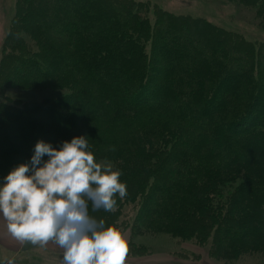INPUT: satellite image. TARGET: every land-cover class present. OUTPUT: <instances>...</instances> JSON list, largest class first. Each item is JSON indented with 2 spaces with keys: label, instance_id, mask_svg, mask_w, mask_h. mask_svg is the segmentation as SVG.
<instances>
[{
  "label": "trees",
  "instance_id": "16d2710c",
  "mask_svg": "<svg viewBox=\"0 0 264 264\" xmlns=\"http://www.w3.org/2000/svg\"><path fill=\"white\" fill-rule=\"evenodd\" d=\"M249 1L256 19L264 17V0ZM94 6L103 9L92 14ZM177 36L194 39L191 55L174 51ZM8 38L0 179L30 160L41 137L57 146L86 134L99 157L140 133L158 146L175 140L159 164L122 153L126 196L110 212L90 213L123 229V207L133 202L134 230L196 240L224 262L264 257V39L141 0H15ZM155 65L159 90L150 83ZM100 74L128 83L111 90ZM10 88L68 93L35 104L3 96ZM241 98L243 117L233 112ZM230 184L235 193L221 204Z\"/></svg>",
  "mask_w": 264,
  "mask_h": 264
},
{
  "label": "clouds",
  "instance_id": "9594fccd",
  "mask_svg": "<svg viewBox=\"0 0 264 264\" xmlns=\"http://www.w3.org/2000/svg\"><path fill=\"white\" fill-rule=\"evenodd\" d=\"M89 140L86 134L57 146L38 140L30 160L0 179V217L16 240L62 249L59 264H125L123 230L89 209L113 210L126 182L110 162L95 158Z\"/></svg>",
  "mask_w": 264,
  "mask_h": 264
},
{
  "label": "rangeland",
  "instance_id": "374dc122",
  "mask_svg": "<svg viewBox=\"0 0 264 264\" xmlns=\"http://www.w3.org/2000/svg\"><path fill=\"white\" fill-rule=\"evenodd\" d=\"M14 1L15 0H0V60L4 53L6 54L11 50L10 46L13 44L12 38L10 40L8 37ZM141 1L149 2L152 5H160L164 10L170 12L190 14L195 17H205L228 30L240 32L250 40L264 39V17H261L259 20L256 19L254 12L256 7L253 6V3L249 0ZM94 9L95 10L91 11L92 14L101 11L103 8L100 6H94ZM188 39L189 40H186L181 36H177L175 39L171 40L175 46L174 48H176L174 51L177 54H180L183 58L192 54L189 44L194 41V39L192 37H188ZM8 40H10V43ZM28 43L31 45L30 42ZM193 52H198V54L203 57L202 48L200 46L196 47ZM160 69L159 66L155 65L150 82L154 84V88H157V90L160 89V87L157 86V83L159 85L162 84L163 79L160 75ZM99 79L102 80L104 85L111 87V90L128 83L127 80H122L120 84H115L114 82L110 83L105 80L103 74L99 75ZM65 93L68 92L66 90L54 91L49 88H40L29 91L10 88L4 92L3 96H8L14 100H20L21 102L37 104L44 102L46 99L64 95ZM244 100L245 99L241 98L235 103L233 111L235 116L238 114L242 115V117L245 116ZM255 115L257 117V113H255ZM258 127H264V122L262 121ZM141 136L142 134L140 133L138 134L140 139L133 137L132 139L137 140H134L129 144H124L122 149H119V147L108 156L99 157L95 155V158L101 162H110L115 169H119L122 173L120 177L121 180L129 177L126 169L122 167L124 162H126L125 156L122 154L125 151L128 152L130 157H148L151 163L155 162L156 164H159L167 160L170 148L175 143V140L167 141L165 146H158L152 144V140L149 142L148 136ZM22 138L27 141L26 143L29 142L27 136H23ZM41 140H43L42 137ZM25 141L20 143L18 148L14 147L18 150V154H20V148L26 144ZM7 149L11 148L8 147ZM21 163H24V159L17 165L13 163L12 169ZM230 185L231 186L227 187L229 190L223 189L222 192H220L224 197L221 204L224 203L225 205V199L235 193V184ZM137 210L138 207L135 206V203L133 202L126 204L122 210L121 218L124 219L122 230L129 245L125 264H264V257L260 255L247 256L239 261L224 262L222 259H212L209 255V246L201 247L196 240H185L181 237L165 232H145L144 229L134 230L133 226L135 222H137L135 217ZM11 251L12 253L7 254H11V256H8L7 258L5 253L4 255L0 254V264H59L58 257L61 254L62 249L49 242L43 247L40 245H29L20 252L14 250Z\"/></svg>",
  "mask_w": 264,
  "mask_h": 264
},
{
  "label": "crops",
  "instance_id": "0c3cea01",
  "mask_svg": "<svg viewBox=\"0 0 264 264\" xmlns=\"http://www.w3.org/2000/svg\"><path fill=\"white\" fill-rule=\"evenodd\" d=\"M29 245L32 244L27 241H18L15 238H13L7 232L5 221L3 220L2 217H0V254L4 255L5 253L7 258L8 256H11V254L7 255L9 253H12L11 250L20 252Z\"/></svg>",
  "mask_w": 264,
  "mask_h": 264
}]
</instances>
